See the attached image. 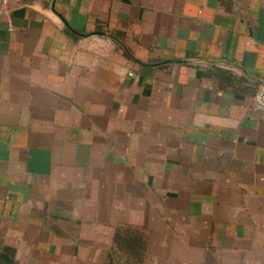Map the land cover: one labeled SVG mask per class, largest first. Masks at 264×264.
Segmentation results:
<instances>
[{
	"label": "crops",
	"instance_id": "0c3cea01",
	"mask_svg": "<svg viewBox=\"0 0 264 264\" xmlns=\"http://www.w3.org/2000/svg\"><path fill=\"white\" fill-rule=\"evenodd\" d=\"M261 84L264 0H0V264H264Z\"/></svg>",
	"mask_w": 264,
	"mask_h": 264
},
{
	"label": "trees",
	"instance_id": "16d2710c",
	"mask_svg": "<svg viewBox=\"0 0 264 264\" xmlns=\"http://www.w3.org/2000/svg\"><path fill=\"white\" fill-rule=\"evenodd\" d=\"M116 243L121 249L130 252L132 255L138 256L139 251L142 250V241L137 240V237L130 230L119 231L116 234Z\"/></svg>",
	"mask_w": 264,
	"mask_h": 264
},
{
	"label": "built area",
	"instance_id": "2783aa9c",
	"mask_svg": "<svg viewBox=\"0 0 264 264\" xmlns=\"http://www.w3.org/2000/svg\"><path fill=\"white\" fill-rule=\"evenodd\" d=\"M255 101L260 109H264V84H261L255 94Z\"/></svg>",
	"mask_w": 264,
	"mask_h": 264
},
{
	"label": "water",
	"instance_id": "95a60500",
	"mask_svg": "<svg viewBox=\"0 0 264 264\" xmlns=\"http://www.w3.org/2000/svg\"><path fill=\"white\" fill-rule=\"evenodd\" d=\"M94 34H101V33H94Z\"/></svg>",
	"mask_w": 264,
	"mask_h": 264
}]
</instances>
